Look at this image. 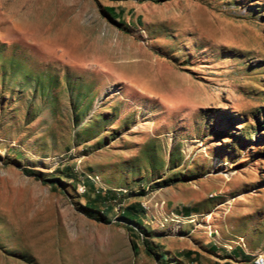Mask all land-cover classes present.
Listing matches in <instances>:
<instances>
[{
    "label": "rangeland",
    "instance_id": "1",
    "mask_svg": "<svg viewBox=\"0 0 264 264\" xmlns=\"http://www.w3.org/2000/svg\"><path fill=\"white\" fill-rule=\"evenodd\" d=\"M256 254L264 0H0V264Z\"/></svg>",
    "mask_w": 264,
    "mask_h": 264
},
{
    "label": "trees",
    "instance_id": "2",
    "mask_svg": "<svg viewBox=\"0 0 264 264\" xmlns=\"http://www.w3.org/2000/svg\"><path fill=\"white\" fill-rule=\"evenodd\" d=\"M104 11L107 13V15L109 16V18H111L112 20H116L118 21L120 15H121V10L118 7H108V8H104ZM24 173L26 174H31L30 171L27 170H23ZM57 176L54 177V180H60V177L63 176L62 174H60L59 172H57ZM86 183V187L87 189H91V185L90 183H88V181H85ZM106 194H110V192L105 191L102 194L99 191H96L95 193L92 194V196L90 197L88 194L84 193L83 194V199H84V208L88 211V215L91 217L94 214L98 215L99 219H102V217L104 216V213L108 212L110 210V208L108 206L104 207L103 210L98 211L97 207L99 206L100 202L106 198ZM123 214V218H125L126 220L135 223L136 225L140 226V223L137 221V219H132V215L122 212ZM132 248H134V244L131 245ZM145 249L146 251H149V247L146 246L145 243ZM185 256H189L191 255V252L186 251L184 253Z\"/></svg>",
    "mask_w": 264,
    "mask_h": 264
},
{
    "label": "built area",
    "instance_id": "3",
    "mask_svg": "<svg viewBox=\"0 0 264 264\" xmlns=\"http://www.w3.org/2000/svg\"><path fill=\"white\" fill-rule=\"evenodd\" d=\"M91 179V178H90ZM78 191L80 193L84 192V188H83V184L81 182V184L78 186ZM253 264H264V254H256L253 257Z\"/></svg>",
    "mask_w": 264,
    "mask_h": 264
},
{
    "label": "crops",
    "instance_id": "4",
    "mask_svg": "<svg viewBox=\"0 0 264 264\" xmlns=\"http://www.w3.org/2000/svg\"><path fill=\"white\" fill-rule=\"evenodd\" d=\"M244 250V249H243ZM242 249H240L241 252H244Z\"/></svg>",
    "mask_w": 264,
    "mask_h": 264
}]
</instances>
